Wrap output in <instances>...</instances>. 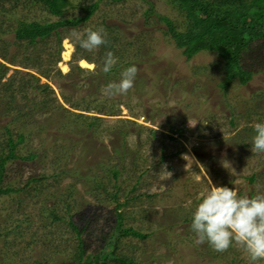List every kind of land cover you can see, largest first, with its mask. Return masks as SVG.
Segmentation results:
<instances>
[{
    "label": "rangeland",
    "instance_id": "374dc122",
    "mask_svg": "<svg viewBox=\"0 0 264 264\" xmlns=\"http://www.w3.org/2000/svg\"><path fill=\"white\" fill-rule=\"evenodd\" d=\"M96 1L72 0L75 8L67 17L83 16L80 7ZM150 4L179 26L185 23L166 0H103L88 22L62 34L64 39L72 30L102 27L106 39L115 38L117 63L138 68L134 86L126 94L108 96L104 86L98 90L91 86L96 68L83 67L82 59H75L86 56L98 61L105 45L93 53L81 49L76 54L77 47L70 51L62 43L61 60L54 65L48 60L57 58L58 39L51 37L37 48H27V55L20 50L16 65L7 64L3 82L8 84L13 77L15 81L11 88L0 84V153H8L4 130L8 127L14 138L20 132L26 134L18 155L36 157L7 165L2 187L12 190L0 195V264H70L78 240L69 220L80 231L86 228L81 237L87 254L96 253L114 225L116 204L110 200L114 194L120 203L130 201L120 210L125 225L149 235L143 240L125 239L118 255L140 264H248L247 254L235 245L225 252L207 245L211 255L201 261L193 248L197 245L194 234L185 224L171 225L167 220L171 226L160 225L174 207L175 213H191L211 181L231 183L241 195L264 194V154L252 153L251 145L243 147L245 139L234 141L239 135L249 136L252 125L264 119V44L260 43V52L255 47L245 60L247 68L260 71L254 79L247 85L237 81L222 89L220 58L202 52L187 61L172 38L164 34L165 26L155 16L146 20L144 12ZM25 5L24 0L19 3L16 19L58 20L41 4ZM9 7L7 4L5 9ZM0 25L8 33L6 39L12 41L16 20L0 21ZM26 57L32 58L28 69L21 64ZM35 57H40L37 68ZM0 63H5L2 57ZM74 65L85 72L72 90L65 75L72 73ZM47 71L49 77L40 74ZM30 74L38 75L39 85L49 84L53 92L36 97L30 90L25 92L22 83L31 79ZM62 92L71 95L70 103L63 100ZM45 97L52 99V108L46 113L38 108ZM59 104L72 112L99 117L98 126L89 132L82 124L79 134L71 130L66 138L55 136L56 130L44 125L56 116ZM24 112L29 116H22ZM106 156L121 166L119 190L107 170L97 166ZM224 161L228 163L223 167ZM253 175L255 182H249ZM97 183L103 189H97Z\"/></svg>",
    "mask_w": 264,
    "mask_h": 264
},
{
    "label": "trees",
    "instance_id": "16d2710c",
    "mask_svg": "<svg viewBox=\"0 0 264 264\" xmlns=\"http://www.w3.org/2000/svg\"><path fill=\"white\" fill-rule=\"evenodd\" d=\"M21 1L22 0H0V16H3L0 21L5 22L8 20L10 22L12 19L16 20V27L12 34V41L10 39H6V35H8V33L3 31V27L0 25V57H2L3 61L5 62L0 63V84H2V86L9 85L10 88L14 85V77L8 84L4 83L3 79L9 71L7 64L16 65L18 63V55L20 50H23L27 55V48H37L39 43L47 41V39H50L51 37H57V58L55 61L51 59L48 60V63L56 65L61 60V52L63 50V32L70 28L79 27L80 25L88 22L97 12L100 3L103 0H98L92 4L81 6L80 8L85 12V14L81 17H67L68 11L75 8L72 0H24L26 3L25 7H28V4H41L48 13L58 18V20L50 22H27L23 19H16V11L20 7L19 3ZM109 1L120 2L124 0ZM166 1L178 14L183 16L182 19L185 20V23L182 26H179L175 19H171L168 16H164L156 12L152 4H150L149 9L144 12L146 20L152 16H155L157 20H159V22L165 26L166 31L164 34L169 35L172 38L173 43L178 49L182 50V53L184 57H186L187 61L192 60L195 56L202 52L216 54V56H218L223 63L224 80L220 84L222 89L228 88L237 81L241 85H247L254 79L255 75L260 72L259 70L256 71L247 68L245 66V60L251 56L252 52L255 50V47L257 52H260L263 48L260 43L264 44V0ZM7 4H10L9 9H5ZM114 40L115 38L107 39L108 43L105 45L106 48H104V52L99 53L100 56L98 57V61H94L86 56H76L75 58L78 60L86 59L88 61H94L98 65L96 67V73H94V76L92 74L94 79L90 81V85L95 86L97 90L98 88L107 85L109 82H114V78H117L119 71L129 66V64L121 62L114 66L112 72L108 74L102 72L100 67L102 64L101 58L107 51H112L115 54L116 45L113 44ZM2 43L4 44L2 45ZM259 45L260 47H258ZM79 52H81V49L77 46L76 54ZM31 59L32 58L30 57H26L23 60L27 61L25 63L21 62V64H24L25 68L28 69L29 67L26 66L31 65L29 64ZM39 59L40 57H35L33 63L34 68H37L41 65ZM82 72H85V70L80 68L78 65H74L72 73L65 75L67 77L68 83L72 87V90L73 88H77L80 81V73ZM40 74L45 77H49L50 75L48 71L42 72ZM58 75H61V77L63 76L60 71L58 72ZM30 78L31 79L28 81L23 80L24 83H22V87L26 89L25 92H29V90L32 91L33 97H36L39 95V93L51 91V86L49 84L39 85L40 77L38 75L30 74ZM140 86L139 88L143 89ZM25 96H27L26 93ZM70 96L66 95L65 92H62L61 97H63L64 101L70 103ZM33 97L32 99L34 100ZM14 98L15 96L12 95L11 99L15 100ZM51 100L52 99L49 100L46 98L41 103H39L42 105L38 107L40 108L39 110H42L44 113H46L49 109H51L52 105L49 102ZM29 101L31 100L29 99ZM56 109L57 112L54 113L56 116L54 115L53 117L47 119L46 125L44 126L49 128L51 131L52 128L55 129L58 134L55 136L59 138H66L70 134L71 130L72 132L76 131V134H79L81 132V128L83 129L82 124L87 125L85 131L90 132L91 129L98 126L100 121L99 117H91L81 113L69 111V109L65 108L62 104H59ZM22 116L27 117L29 114H25L24 112ZM4 130L7 134L8 153H0V195L7 194L12 190L11 188L3 189L2 187V184L6 178L5 174L7 172L8 163L13 160L31 161L36 157L35 154H30L26 157L18 155V147L26 140V134L24 132H20L19 135L14 138L10 128L6 127ZM252 131L253 130L249 129L250 133ZM253 135L254 132H252L247 137L239 135V139L234 141L238 142V140H240L239 142H243L245 139V144L243 143L241 145L243 147L250 146ZM170 138L175 140L173 136ZM112 159V157H103L97 166L103 170H107V173L112 176L116 190H119L120 187L117 186V183L119 182L120 176L122 175V169L120 165L112 164ZM255 180L256 176L254 175L249 178V182H255ZM231 185V183L228 184V186L232 187ZM96 188L103 189V186L97 183ZM110 200L116 204V208L114 210L116 218L114 220L112 230L104 240V245L99 251L97 250L96 253L87 254L85 242L81 237V235L86 231V228H83L80 231L79 227H77L75 223H73L71 220L68 221L70 227L76 232V237L78 240L75 249L76 251L74 252L73 257L70 258V264H108V262H113L116 264H140L134 261V259L118 255L117 250L121 243L127 238H137L143 240L149 235L137 230L132 226L125 225L126 217L120 210L130 201L120 203L117 194L111 196ZM66 209H70V206H67ZM173 209L170 211L171 214H173H168L169 219L165 216L161 222L162 225L160 226L168 227L171 225L185 224L184 226L190 229L191 213H188L184 216L181 215L180 212L175 213ZM54 218H59V220H61V218L57 215H55ZM167 220L172 221V224L168 225L166 223ZM181 238L184 239V236ZM207 245L208 244L205 242L204 244H197L193 247L201 261L211 255L208 251H206L205 247H207ZM216 263H218V260Z\"/></svg>",
    "mask_w": 264,
    "mask_h": 264
},
{
    "label": "clouds",
    "instance_id": "9594fccd",
    "mask_svg": "<svg viewBox=\"0 0 264 264\" xmlns=\"http://www.w3.org/2000/svg\"><path fill=\"white\" fill-rule=\"evenodd\" d=\"M106 33L102 27L85 28L83 32L72 30L62 43L70 51L78 46L93 53L102 45H107ZM103 73L112 72L118 57L107 51L101 58ZM81 65L95 69L94 61L82 59ZM67 71V68H65ZM138 68L135 64L124 68L117 82H109L103 92L108 96L126 94L133 88ZM254 135L251 138L252 153L264 154V119L253 125ZM227 161L222 162L223 167ZM171 174V173H170ZM198 203L191 212L190 229L195 243L205 242L216 252H225L239 246L247 254L248 264H260L264 261V194L254 197L240 195L235 187L214 184L211 181L205 194L198 197Z\"/></svg>",
    "mask_w": 264,
    "mask_h": 264
}]
</instances>
